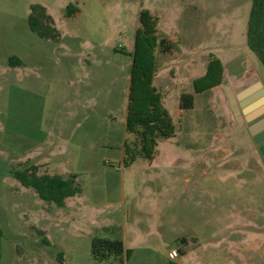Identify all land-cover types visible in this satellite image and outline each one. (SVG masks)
Instances as JSON below:
<instances>
[{
  "label": "rangeland",
  "instance_id": "374dc122",
  "mask_svg": "<svg viewBox=\"0 0 264 264\" xmlns=\"http://www.w3.org/2000/svg\"><path fill=\"white\" fill-rule=\"evenodd\" d=\"M33 3L45 7L57 40L30 30ZM70 4L76 11L66 15ZM250 6L251 0H0V264H118L115 256L95 260L91 238L135 231L144 240L134 243L135 257L151 250L149 262L137 264H159L177 234L190 243L180 254L187 264H264V161L238 88L226 82L216 92H196L193 85L210 57L229 61L230 70L248 56ZM142 8L157 16L158 37L172 44L169 52L155 49L153 83L176 131L158 142L151 159L124 164V140L137 142L125 118ZM11 55L21 63L11 65ZM249 55L264 86V66ZM183 94L192 95L191 107L180 108ZM82 147L89 165L80 162ZM24 161L46 162L41 172L77 174L80 193L65 207L41 200L8 172ZM113 211L120 214L114 233L87 235L105 220L98 214ZM134 216L143 224L129 228Z\"/></svg>",
  "mask_w": 264,
  "mask_h": 264
},
{
  "label": "trees",
  "instance_id": "16d2710c",
  "mask_svg": "<svg viewBox=\"0 0 264 264\" xmlns=\"http://www.w3.org/2000/svg\"><path fill=\"white\" fill-rule=\"evenodd\" d=\"M66 15L76 11V6L68 5ZM30 30L37 36L51 39L58 38V31L53 26L52 19L45 7L33 3L27 15ZM158 18L148 9L142 8L138 13V26L135 31L134 47L130 53L132 57L130 67V84L128 92L127 111L125 118L126 131L133 134L136 144L128 141L123 145L124 164L132 163L138 156L151 159L160 140L167 139L175 134V123L162 103V92L154 85L156 74L155 49L159 46L162 52L171 50V42L159 38L157 31ZM245 44L264 66V0H251ZM11 65L17 66L21 60L11 55L8 58ZM223 66L218 57H210L206 71L203 75L193 80L196 92L212 88L221 83ZM193 105V97L183 94L180 97V108H189ZM39 164L24 161L17 167L8 170L24 187H31L39 198L46 202H53L63 206L68 197L80 193L81 188L76 181V174L70 173L63 176L58 173L40 172ZM41 235L44 231L37 229ZM3 230L0 226V259L1 239ZM42 243L49 245L50 241L44 236ZM91 255L95 260L103 261L115 256L118 264H125V258L131 255V249H125L120 238L93 236L90 245ZM61 256V252H58ZM180 254L183 252L180 251ZM169 264H178L171 261Z\"/></svg>",
  "mask_w": 264,
  "mask_h": 264
},
{
  "label": "crops",
  "instance_id": "0c3cea01",
  "mask_svg": "<svg viewBox=\"0 0 264 264\" xmlns=\"http://www.w3.org/2000/svg\"><path fill=\"white\" fill-rule=\"evenodd\" d=\"M172 37L174 38V36H172ZM174 39L177 41L179 38H174ZM247 52H248V56L246 58H242L241 60H239L237 66H235L234 69H230V70L226 66L229 61H226L224 58H219L221 63H222V66H223L222 80H221L220 85L221 84H225L226 82H229V84L232 86V88L234 90L238 88L237 89V91H238L241 86L248 85V84L252 83L254 81V79H255V76H257L259 78V76L257 74V71L255 69V66H254L252 60L250 59V55H249V54H253V53L251 51H249L248 49H247ZM154 79H155V76H154ZM154 79H153V81H154ZM259 80H260V78H259ZM215 88H217V86H214V87L209 88V89H212L214 92H216ZM237 91H236V94H237ZM125 141L130 142V141H134V139L131 138L129 140V138L127 137L124 140V142ZM81 150H82L81 156H80L81 164L82 165H84V164L85 165H89L90 161L88 159L87 150L84 147H82ZM123 154H121V158L122 159H123ZM36 164L40 165L39 170L41 169V167L42 168L43 167H48L46 162L40 163V162L36 161ZM43 172L49 173V174L57 173V172H50L49 170L42 171V173ZM58 174H61L63 176H67L70 173H67V174L58 173ZM76 178H77V174H76ZM71 197H73V196H71ZM71 197L66 198L65 204L63 206H61V207H65L66 204H67L66 202ZM96 217H98V218L100 217V219L104 218L105 220H102V222H98L96 224H92L93 226H92V228L90 230H88L87 235H92V233H95L97 231H102L103 233H106V234H110V233L112 234V233H114V229H115V226L117 224V221L118 222L120 221V214L118 212H116V211L108 212L106 214L100 213ZM141 223L143 224L142 219L135 218V216H134L133 218L129 219L128 226L130 228V227H132L135 224L139 225ZM122 226L124 227V223H123ZM133 227H135V226H133ZM125 230H126V228H125ZM181 235L182 234H180V236ZM180 236H179V234H177V235L172 237L173 243L170 244V248L167 250V253H166L165 257L159 259V261H160L159 264H169L171 261H175L178 264H187L185 257L184 258L180 257V251L185 253V249L189 246L190 243L187 242L185 239L178 241ZM104 237H106V236H104ZM131 237L134 238V241L131 240V242H128V241H130ZM121 240L123 241L124 248L125 249H131V251H132L131 255L128 258H125V264H135V263L137 264V263H140V262H144L143 260L149 262L147 260V258H149V257L145 255L146 252H147V251L145 252V250L151 251L150 249H145L144 248L143 249V253L141 255H139L138 257H135L136 256L135 255L136 254V244H134V243H138V242L144 241L143 240V234L140 235V233H138L137 231H135L133 236L126 235L124 233L123 234V238H121ZM173 248H177L178 256L176 258H174V259H171L169 257L168 253Z\"/></svg>",
  "mask_w": 264,
  "mask_h": 264
},
{
  "label": "water",
  "instance_id": "95a60500",
  "mask_svg": "<svg viewBox=\"0 0 264 264\" xmlns=\"http://www.w3.org/2000/svg\"><path fill=\"white\" fill-rule=\"evenodd\" d=\"M218 95L227 122L234 126L236 123L235 117L226 93L221 86L219 87ZM236 97L246 121H252L264 114V86L257 76H255L252 83L241 86ZM248 131L252 135L254 142L260 143L258 151L264 161V116L251 123Z\"/></svg>",
  "mask_w": 264,
  "mask_h": 264
},
{
  "label": "flooded vegetation",
  "instance_id": "af4514ba",
  "mask_svg": "<svg viewBox=\"0 0 264 264\" xmlns=\"http://www.w3.org/2000/svg\"><path fill=\"white\" fill-rule=\"evenodd\" d=\"M238 105H239V103H238ZM239 107H240V106H239ZM240 110H241V108H240ZM263 116H264V114L258 116L257 118H255V119L252 120V121H246V120H245V121L248 123V125H247V130H248V127H249V125H250L251 123H253L254 121L258 120L259 118H261V117H263ZM243 117H244V115H243ZM244 119H245V117H244ZM251 136H252V135H251ZM252 139H253V137H252ZM253 141H254V140H253ZM256 145H257V149H258L260 143H259V144L256 143ZM260 155H261V154H260ZM261 157H262V155H261ZM262 160H263V157H262Z\"/></svg>",
  "mask_w": 264,
  "mask_h": 264
},
{
  "label": "built area",
  "instance_id": "2783aa9c",
  "mask_svg": "<svg viewBox=\"0 0 264 264\" xmlns=\"http://www.w3.org/2000/svg\"><path fill=\"white\" fill-rule=\"evenodd\" d=\"M168 254H169V257L171 259L176 258L178 256V250H177V248L171 249Z\"/></svg>",
  "mask_w": 264,
  "mask_h": 264
}]
</instances>
